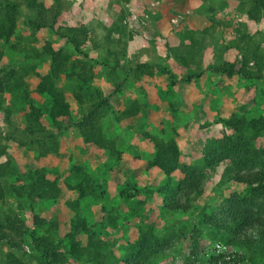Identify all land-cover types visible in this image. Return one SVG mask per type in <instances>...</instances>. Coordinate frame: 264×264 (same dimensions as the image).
I'll return each instance as SVG.
<instances>
[{"label": "rangeland", "instance_id": "374dc122", "mask_svg": "<svg viewBox=\"0 0 264 264\" xmlns=\"http://www.w3.org/2000/svg\"><path fill=\"white\" fill-rule=\"evenodd\" d=\"M41 1L47 5L50 0ZM249 2L62 0L58 22L87 27L88 39L83 46L87 56L75 52L50 28L31 31L23 15L17 17L15 34L21 36L19 45L25 48L17 50L4 44L1 61L26 69V89L41 113L39 122H32L28 132L26 101L10 92L0 95V163L8 167L2 179L16 182L19 171L40 168L59 181L87 179L93 187L83 197L69 190L63 199L36 198L31 209L25 197L17 198L11 192L0 199V212L16 210L25 222L27 232L17 253L28 264H37L30 229L53 239L62 236V264H96V260L121 264L135 239L148 231L167 241L146 264H186L195 257V264H206L205 254L212 242H225L226 233L204 225L201 218L231 189L239 188L229 186L228 164L206 169L202 188L190 207L170 211L163 207L157 190L166 178L148 160L153 157L156 140L173 139L180 162L202 166L205 142L228 130L223 124L225 117L231 112L246 117L264 114V7L256 20H250L246 17ZM21 9L24 14L35 13L24 3ZM110 26L112 37L108 40L105 34ZM249 48L262 54L259 76L227 75L213 68L229 61L236 69L241 54ZM33 50L42 53L38 57L26 55ZM178 55L185 56L186 63ZM77 59L92 64V76L85 82L74 74L67 75L78 70ZM140 61L151 65L150 73L135 70ZM246 67L253 69L254 60ZM44 71L64 89L70 104V120L55 137L43 136L46 130H55L45 110L49 97L33 90L38 74ZM94 89L107 96V105L97 118L104 145L86 142L75 124L92 103L89 94ZM73 90L82 93V102L72 97ZM133 105L136 110L128 111ZM40 136L43 140H35ZM255 143L264 146V131ZM178 176L176 168L170 177ZM121 190L133 194L123 198ZM261 200L264 205V198ZM32 214L42 218L41 223L33 224ZM76 217L91 225L90 237L101 242L99 248L88 246L79 254L69 252V240L63 235ZM88 236V231L81 230L75 238L83 244ZM230 247L246 255V264L264 262V246ZM4 249L0 248L1 253ZM94 254L96 260L91 259Z\"/></svg>", "mask_w": 264, "mask_h": 264}, {"label": "trees", "instance_id": "16d2710c", "mask_svg": "<svg viewBox=\"0 0 264 264\" xmlns=\"http://www.w3.org/2000/svg\"><path fill=\"white\" fill-rule=\"evenodd\" d=\"M22 3L34 8L35 13H22ZM61 7L62 0H50L47 5L41 0H0V95L10 92L26 101L25 113L29 121L26 127L28 132L32 131V122H39L41 108L32 102L26 89L24 78L26 69L19 70L12 65L2 63V46L5 44L17 50L25 48L24 45H19L21 36L15 34L17 17L23 15L25 24L31 31L48 27L69 43L75 52L87 56V53L83 51L84 43L88 39L87 27L83 23L72 25L59 23ZM263 7L264 0H250L246 17L256 20ZM112 28V26L108 27L105 34L108 40L112 37ZM13 36L16 38L11 40ZM115 39L119 40L120 37ZM190 39L195 41L191 36ZM41 53L33 50L32 54L26 55L38 57ZM177 57L186 63L185 56L178 55ZM261 58V52L256 48H249L241 54V63L236 69L229 61H223L219 65H214L213 68L227 75L235 72L244 77H256L260 75L263 64ZM250 59L254 60L253 69L246 67ZM75 63L78 70L72 69L67 75L74 74L80 81H87L92 76V64L79 59ZM135 70L150 73L151 65L140 61L136 63ZM33 90L45 93L49 97L45 110L54 123L55 130H46L43 136L55 137L62 132L70 120V104L66 93L48 71L38 74ZM72 97L78 102H82L84 99L79 90H73ZM89 98L93 100L92 103L75 121V124L86 142L104 145L105 138L97 125V118L107 105V96H102L99 89H94L90 92ZM132 110H136V106L128 108V111ZM223 124L228 130H223L219 135L209 138L203 145L202 166L190 162H180L179 149L173 139L156 140L155 151L153 157L148 160V164L157 167L166 178L165 182L157 189L160 192L163 207L170 211H185L190 207L195 194L201 190L206 169L220 163H227L229 186L233 185V187L238 186L239 188L231 189L226 196L212 206L208 213H202L201 222L220 233H226L225 242H222L228 246H244L248 249L254 246H264V205L261 202V199L264 198V146H257L255 143L257 137L264 131V114L246 117L231 112L223 119ZM35 140L41 141L43 137L40 136ZM22 142L20 141V143ZM1 151L3 152L2 148ZM7 168L3 163H0V199L4 198L6 193L11 192L17 198L25 197L30 209L33 207L32 201L36 198L63 199L69 190H76L77 196L83 197L93 191V187L87 179L75 183L59 181L55 177H48L46 171L40 168L19 171L16 182H6L2 179V175ZM176 168H179V176L172 180L170 174ZM241 187H244L245 190L240 189ZM120 194L125 198L133 193L121 190ZM31 221L33 224H39L42 218L32 214ZM90 229L91 225L87 224L83 217H76L72 221L70 231L63 235L69 240L70 253L79 254L88 246H93L95 249L101 246L100 241L90 237L92 235ZM81 230L88 231L89 235L83 244L75 238V235ZM26 232L27 227L18 211L10 209L0 212V248L5 247L3 253L0 251V264H28L21 254L17 253L22 248ZM28 234L32 248L36 253L37 264H62L65 261L61 245L62 236L53 239L49 234L37 235L33 229H30ZM166 241V238H159L152 231L142 232L125 252L121 264H146L151 254L162 248ZM205 256L206 264H216L217 257L214 254L206 251ZM96 258L95 254L91 257L92 260H96ZM195 258L194 260H196ZM245 258L244 253L233 252V261H246ZM194 260L186 264H195ZM96 262V264H100L99 260Z\"/></svg>", "mask_w": 264, "mask_h": 264}, {"label": "built area", "instance_id": "2783aa9c", "mask_svg": "<svg viewBox=\"0 0 264 264\" xmlns=\"http://www.w3.org/2000/svg\"><path fill=\"white\" fill-rule=\"evenodd\" d=\"M208 252L217 257L216 264H246L243 260L233 261V249L220 240L213 241Z\"/></svg>", "mask_w": 264, "mask_h": 264}]
</instances>
